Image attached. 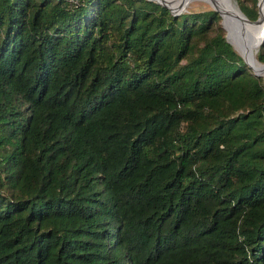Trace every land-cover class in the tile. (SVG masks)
<instances>
[{"label":"trees","instance_id":"obj_1","mask_svg":"<svg viewBox=\"0 0 264 264\" xmlns=\"http://www.w3.org/2000/svg\"><path fill=\"white\" fill-rule=\"evenodd\" d=\"M220 19L0 0V264H264V75Z\"/></svg>","mask_w":264,"mask_h":264},{"label":"bare ground","instance_id":"obj_2","mask_svg":"<svg viewBox=\"0 0 264 264\" xmlns=\"http://www.w3.org/2000/svg\"><path fill=\"white\" fill-rule=\"evenodd\" d=\"M205 1H207L211 6H216L222 9V11L224 9L231 10L234 7L231 2L232 0H205ZM166 2L169 3L170 6L176 7L181 2V0H166ZM239 22L241 26V31L239 36L236 37L231 32H227V37L230 41L234 42L238 46L240 52L238 51V49H236L235 45L231 43L234 46V48L240 54L245 56L248 62H250V64L253 67H255L260 74L264 75V65L261 66V64L257 59L256 60L258 63L255 61L254 53L251 51V48L256 46V52H257V49L260 45L259 34L261 33L262 28L264 27V5L262 4L260 7L258 22L253 23L245 19H240Z\"/></svg>","mask_w":264,"mask_h":264},{"label":"water","instance_id":"obj_3","mask_svg":"<svg viewBox=\"0 0 264 264\" xmlns=\"http://www.w3.org/2000/svg\"><path fill=\"white\" fill-rule=\"evenodd\" d=\"M153 1L158 2V3L166 6L170 10L171 13L178 14V13L183 11L184 7L186 6V4L188 3L189 0H181V2L176 7L170 6L169 3L166 2V0H153ZM231 2H232V5L234 6L231 10H225L224 9L222 11V9H220L216 6H211V8L216 10L219 13V15L221 16L220 23H221L222 27L225 29V38L228 42H230V41L227 37V32H231L236 37L239 36L240 31H241V26H240V22H239L240 19H245V20L253 22V23L258 22L260 7L262 4L264 5V0H257V7H258L257 17L255 19H249L245 15V13L240 9L236 0H232ZM263 37H264V27L262 28L261 33L259 34V44L262 42ZM240 55L242 56L244 61L252 68L253 73L259 75L260 73L256 70L255 67H253L250 64V62H248L246 57L243 56L242 54H240ZM259 63L261 64V66L264 65L263 62H259Z\"/></svg>","mask_w":264,"mask_h":264},{"label":"rangeland","instance_id":"obj_4","mask_svg":"<svg viewBox=\"0 0 264 264\" xmlns=\"http://www.w3.org/2000/svg\"><path fill=\"white\" fill-rule=\"evenodd\" d=\"M207 8H211V5L207 1H205V0H191L184 7L183 11H185V10H199V9H207ZM257 11H258V7H257ZM230 42L233 43L235 45L236 49H238V51L240 52L238 46L234 42H232V41H230ZM251 51L254 53V58H255V61L257 62V60H256V46L252 47Z\"/></svg>","mask_w":264,"mask_h":264}]
</instances>
